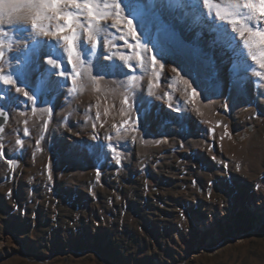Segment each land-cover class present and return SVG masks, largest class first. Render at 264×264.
Listing matches in <instances>:
<instances>
[{
  "label": "rangeland",
  "instance_id": "1",
  "mask_svg": "<svg viewBox=\"0 0 264 264\" xmlns=\"http://www.w3.org/2000/svg\"><path fill=\"white\" fill-rule=\"evenodd\" d=\"M113 17L104 23L111 26ZM126 19L98 38L107 44L98 51L80 34V60L73 57L80 75L63 43L53 47V38L3 25L13 44L9 51L5 41V73L19 63L21 50L27 57L47 44L51 55L42 56L39 68L33 64L29 77L36 106L15 92L29 91L21 81L0 86V105L11 113L0 158L13 164L9 180L0 163V264H264V223L256 226L248 208L253 195L264 204V94L256 98L252 89L261 71L255 67L253 78L237 67L225 74L214 54L178 28L182 43L161 41L167 57L152 71L151 53L140 50ZM252 48L264 51V45ZM50 58L60 67L49 65ZM101 63L123 68L102 72ZM175 64L193 77L197 99L175 78ZM49 69L62 87L45 85ZM212 76L220 84L217 97L208 91ZM227 85L234 93L226 107L218 101ZM201 105L209 119L212 113L223 118L224 145L219 134L194 130ZM148 133L159 141L148 143ZM211 216L215 224L201 231Z\"/></svg>",
  "mask_w": 264,
  "mask_h": 264
},
{
  "label": "snow or ice",
  "instance_id": "2",
  "mask_svg": "<svg viewBox=\"0 0 264 264\" xmlns=\"http://www.w3.org/2000/svg\"><path fill=\"white\" fill-rule=\"evenodd\" d=\"M145 2L148 4H160L163 5V11L171 13L173 9L168 8L170 0H0V60L5 57V41L8 42V50L13 47L12 41L9 39L8 32L4 29L3 25H15L16 31L24 34L27 32L29 35H35L37 37H50L55 40L53 47H60L61 42L66 46L67 59L69 63H73V57L76 60H80V55L77 53L76 42L81 33H87V40L91 44V51L94 52L98 38H102V34L106 30H110V27H116L119 23V19L113 22L111 26L104 23L111 16L120 17L123 9L121 3L124 4V8L127 9L128 14L134 16L138 23L151 25L154 22H159L161 25L160 39L165 44H176L177 46L182 43L179 30L172 26L163 16H152L145 12ZM204 4L208 5V0H204ZM189 8H197L199 5H188ZM261 8H264V2L262 0H235V2L229 3L226 6V11L222 15L217 11V16L220 20H227L234 31H229L227 25L216 26L215 19L208 20L204 17L203 24L200 30L197 32V38H199L205 31L214 30V42L225 50L231 49L233 53L236 52V47L239 45V41H235L234 32H238L239 36L243 39L245 46L251 48L254 44L264 45V26H261V30L253 31V27L259 25L261 17L258 15ZM83 17V19H82ZM60 21H64L63 24ZM252 21H256L253 27H248V24ZM55 22V24H53ZM181 23H184L181 20ZM128 30L135 38L136 33L132 30L131 21L127 22ZM30 25V27H29ZM206 26V27H205ZM188 30H191L189 24ZM68 31L71 35H61L62 32ZM233 41H235L236 47H233ZM87 47V45H81ZM51 55L50 50L47 48V44L32 50L27 57L21 55L18 57L19 63L15 65L11 71L5 73L0 69V82L4 85H16L17 80L25 84V87H29V77L33 70V64L39 68V62L43 55ZM242 55V50H241ZM261 62L260 67L264 68V51L260 53ZM124 59V57H121ZM253 59H257L253 56ZM147 60V57H145ZM47 63L52 65L53 68H58L60 65L56 59H48ZM156 63L155 60L152 61ZM76 64L73 63V70L75 71ZM123 65H106L101 63L99 70L106 71H120ZM175 71V69H173ZM55 73L49 69L46 72L44 83L49 88H60L62 85L52 77ZM59 75L66 77V71L62 70ZM76 75H80L79 72ZM73 83H76L75 77H73ZM39 90V89H38ZM11 91L10 89L8 90ZM29 91L32 94H29ZM29 91H25L24 87H15L16 93H22L27 97L28 101L35 103L37 91L32 90L29 87ZM10 99L15 102L17 99L15 96H11ZM126 102V101H125ZM0 117H4L5 113L0 110ZM3 129H0L2 132ZM24 134H28V130H24ZM227 135V133H225ZM223 139V137H221ZM17 144H22L21 140L16 141ZM115 154L116 163H121L120 153L113 149ZM2 149H0V155H2ZM11 164V161L9 162ZM51 179V175H49Z\"/></svg>",
  "mask_w": 264,
  "mask_h": 264
},
{
  "label": "bare ground",
  "instance_id": "3",
  "mask_svg": "<svg viewBox=\"0 0 264 264\" xmlns=\"http://www.w3.org/2000/svg\"><path fill=\"white\" fill-rule=\"evenodd\" d=\"M79 2H82V0H79ZM108 2L110 3L111 0H108ZM116 2H120V0H116ZM232 2H235V0H208V5H205L204 0H170L168 8L174 10L171 13L164 12L163 5H160V4L153 5V4H148L147 2H145V12L146 13H149L151 11L153 13L157 12L158 14L163 16L165 20H167L170 24L182 30L183 34L187 37V39L192 40L195 44L199 45V47L205 49V51H207L209 55L214 54L215 58L219 61V63L223 67H225L223 70L225 71V74L229 72L230 68H233V70H235L237 67L243 71H246L250 75V77L252 75V78H253V76L256 77V75L252 74V70L255 67L258 68L261 71V73L259 72L260 75L258 76V78H255L254 81L256 82L254 83L255 85L252 88L255 90L254 94L256 95V98H258L260 94H264L263 93L264 92L263 90L264 68L260 67L261 57H260L259 52L256 53L252 47L249 48L245 46L243 43L244 38H241L238 32H234L235 41L241 40L242 42L240 43L239 41V45L238 47H236L235 41H233V47H236L235 54L233 53L231 49L225 50L214 42V35H215L214 30L205 31L199 38H197V32L200 30L205 16L207 17L208 20H212L214 18L216 26L227 25V28L229 31H234L232 28V25L227 20L222 21L220 20L219 16H217V11H219L223 15L224 12L226 11V6ZM262 2H264V0H262ZM188 5H199V7L189 8ZM121 8L123 9L121 16L119 18L114 16L113 18L116 17L115 19L116 20L119 19V21L127 18L126 20L131 21L132 30L136 33L135 38H134L136 40L135 41L136 44L141 46L142 49L140 48V50H143L145 52L150 51L152 61L153 60L156 61V63L153 64V66L151 67V70L153 71L154 69V70L159 71V68L162 65L161 63L165 62V59L167 57L164 54V52L161 51L162 50L161 39H160V34H159L161 25L160 26L158 25V27H156L154 24L149 25L147 23L145 24L138 23L137 19L134 16H131L128 14V11L126 8H124L123 3H121ZM258 15L261 17V19L257 27H253V24H256V21H252L251 23L248 24V27H253V31L261 30V26H264V8L260 9ZM115 19L114 21H116ZM181 20H183L184 23H181ZM114 21H111V22L113 23ZM54 23L55 22H53V24ZM189 24L191 25V30H188ZM112 30H114V27H110V30H106L105 32H107V34L109 33L111 34ZM106 45H107L106 42L102 43L101 41H98L97 47L95 50L98 51L102 46L105 48ZM36 48L37 47L35 46L33 50ZM241 50H242V55H241ZM77 53L79 54L78 48H77ZM93 55H95V53ZM168 55L170 54L168 53ZM253 56H256L257 59H253ZM140 57H141V54H140ZM74 59H76L75 56H74ZM167 64H168L169 70L171 71V67L173 66L172 61L170 60ZM175 65H177V69H178V72L174 73V75L176 76L175 78H177L178 81L182 83L183 85L189 86V88L192 89L193 100L197 99V92L195 93L196 88H195V81L193 77H191L190 79L186 78L185 72H187L186 70L187 68L182 66V64H175ZM80 68H81V64L79 66H76L74 72L75 73L78 72ZM143 72H144V69H143ZM224 93H225L224 96L222 97L220 101H218V103L220 102L222 103L224 101V104H226L224 106L227 107L232 101L234 92L232 88L229 85H227L226 91ZM205 108H206L205 105H201V108L199 109L197 108L198 110L197 114H198L199 120L198 122L192 121L194 130L196 128L200 130L208 129V131L210 132L213 131V133L215 132V134L220 135L218 136L220 145L221 144L224 145L226 134H224L223 136L221 135V133H226V128L228 127L227 126H225L226 128L224 127L225 123L221 120L223 118L219 117L216 113H212V118L209 119V115L205 113ZM221 137H223V139H221ZM146 138L147 140H149L148 143L159 141V139L154 138L150 133H148ZM260 198L261 196L259 194L256 196L253 195L249 199L250 205H248V208L253 212L254 216L257 218L256 226H260L261 224L264 223V204ZM255 199L258 200L257 203ZM222 211H225V209H221L219 211L220 214L222 213ZM221 215H223V213ZM212 223L215 224V218L213 216H211L210 221L206 223H201V231L205 232L208 229L212 228L213 227Z\"/></svg>",
  "mask_w": 264,
  "mask_h": 264
},
{
  "label": "water",
  "instance_id": "4",
  "mask_svg": "<svg viewBox=\"0 0 264 264\" xmlns=\"http://www.w3.org/2000/svg\"><path fill=\"white\" fill-rule=\"evenodd\" d=\"M209 85H210V87H209L208 91L209 92L211 91V93L215 97L219 96V94H220V84L216 81L215 77L212 76L211 78H209ZM0 110H2L5 113V116H6V118L0 117V129H3V131H4V127H5L6 123L9 122L10 114H9L8 108L5 105L1 104L0 105ZM2 132H0V140L2 139V137H1L2 136Z\"/></svg>",
  "mask_w": 264,
  "mask_h": 264
},
{
  "label": "crops",
  "instance_id": "5",
  "mask_svg": "<svg viewBox=\"0 0 264 264\" xmlns=\"http://www.w3.org/2000/svg\"><path fill=\"white\" fill-rule=\"evenodd\" d=\"M1 83L2 82H0V86H1ZM35 105L34 106H36L37 104H38V100L36 99L35 100V103H34ZM7 107V106H6ZM8 108V107H7ZM9 114H10V117H11V113H10V110H9ZM9 120H10V118H9ZM2 143L0 142V149H2V155H0V157L1 156H4L5 155V153H7V151L5 150V148H4V146H2L1 145ZM8 158L7 159H5L4 160V162H3V160L0 158V163H5V167H6V169H7V178L10 180L11 178H13L12 176H13V164H10L9 162H8ZM12 163V162H11ZM0 175H1V172H0ZM3 175H1L0 177H2ZM3 177H5V175L3 176ZM2 177V178H3Z\"/></svg>",
  "mask_w": 264,
  "mask_h": 264
}]
</instances>
